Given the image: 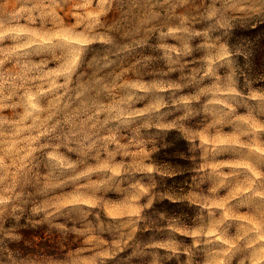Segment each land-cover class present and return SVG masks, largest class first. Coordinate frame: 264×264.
<instances>
[{
	"label": "rangeland",
	"instance_id": "obj_1",
	"mask_svg": "<svg viewBox=\"0 0 264 264\" xmlns=\"http://www.w3.org/2000/svg\"><path fill=\"white\" fill-rule=\"evenodd\" d=\"M262 23L264 0H0V264H264Z\"/></svg>",
	"mask_w": 264,
	"mask_h": 264
},
{
	"label": "trees",
	"instance_id": "obj_2",
	"mask_svg": "<svg viewBox=\"0 0 264 264\" xmlns=\"http://www.w3.org/2000/svg\"><path fill=\"white\" fill-rule=\"evenodd\" d=\"M249 32L251 35L249 37L250 40H248L249 44L243 52V62L247 66L249 65L250 69L254 70L255 68H259L264 71V36H255L258 32H262V35H264V23L250 28ZM256 86H258V89L264 93V83L257 84ZM182 141L186 144L184 139Z\"/></svg>",
	"mask_w": 264,
	"mask_h": 264
}]
</instances>
